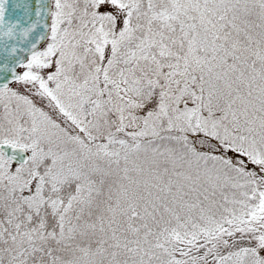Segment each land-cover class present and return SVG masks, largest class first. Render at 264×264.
Wrapping results in <instances>:
<instances>
[{
  "label": "snow or ice",
  "instance_id": "snow-or-ice-1",
  "mask_svg": "<svg viewBox=\"0 0 264 264\" xmlns=\"http://www.w3.org/2000/svg\"><path fill=\"white\" fill-rule=\"evenodd\" d=\"M0 264H264V0H0Z\"/></svg>",
  "mask_w": 264,
  "mask_h": 264
}]
</instances>
